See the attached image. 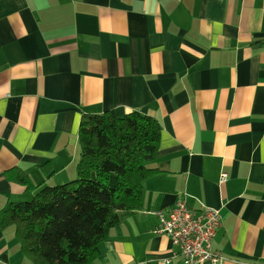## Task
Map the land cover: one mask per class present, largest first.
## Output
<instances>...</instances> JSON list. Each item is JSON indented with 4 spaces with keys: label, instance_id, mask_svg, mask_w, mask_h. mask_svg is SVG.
I'll use <instances>...</instances> for the list:
<instances>
[{
    "label": "crops",
    "instance_id": "obj_1",
    "mask_svg": "<svg viewBox=\"0 0 264 264\" xmlns=\"http://www.w3.org/2000/svg\"><path fill=\"white\" fill-rule=\"evenodd\" d=\"M108 111L154 118L161 141L94 264H185L148 214L182 199L221 211L225 264H264V0H0V212L72 181L82 117ZM0 264H33L13 227Z\"/></svg>",
    "mask_w": 264,
    "mask_h": 264
},
{
    "label": "trees",
    "instance_id": "obj_2",
    "mask_svg": "<svg viewBox=\"0 0 264 264\" xmlns=\"http://www.w3.org/2000/svg\"><path fill=\"white\" fill-rule=\"evenodd\" d=\"M161 126L139 112L84 115L77 177L42 187L31 201L9 203L0 228L13 227L21 252L33 264H94L99 246L124 215L142 207L144 183L157 170ZM9 178L31 187L23 171Z\"/></svg>",
    "mask_w": 264,
    "mask_h": 264
},
{
    "label": "built area",
    "instance_id": "obj_3",
    "mask_svg": "<svg viewBox=\"0 0 264 264\" xmlns=\"http://www.w3.org/2000/svg\"><path fill=\"white\" fill-rule=\"evenodd\" d=\"M227 180L223 173L220 183ZM148 214L158 220L155 234L169 237L185 264H225L224 256L214 248V239L222 227L219 209L202 205L199 210H193L182 199L169 212L158 210ZM166 264L171 261L167 260Z\"/></svg>",
    "mask_w": 264,
    "mask_h": 264
},
{
    "label": "rangeland",
    "instance_id": "obj_4",
    "mask_svg": "<svg viewBox=\"0 0 264 264\" xmlns=\"http://www.w3.org/2000/svg\"><path fill=\"white\" fill-rule=\"evenodd\" d=\"M76 177H77V176H75V177L73 178V180H74ZM52 185H54V184H52ZM33 198H34L33 196H30L29 199H27V200H23L22 202L31 201Z\"/></svg>",
    "mask_w": 264,
    "mask_h": 264
}]
</instances>
